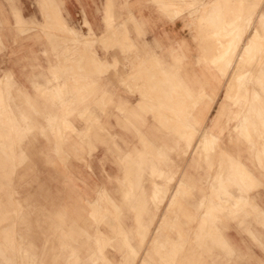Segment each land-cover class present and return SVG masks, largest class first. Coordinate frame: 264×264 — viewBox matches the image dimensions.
<instances>
[{"label":"rangeland","instance_id":"rangeland-1","mask_svg":"<svg viewBox=\"0 0 264 264\" xmlns=\"http://www.w3.org/2000/svg\"><path fill=\"white\" fill-rule=\"evenodd\" d=\"M42 1L46 3V0ZM154 2L171 18L187 12L194 28L197 26L199 29L196 41L205 60L226 52L225 57L212 60V63L220 73L222 69L225 80L231 71L229 79L240 96L250 83L261 84L264 93V0ZM6 8L10 19L4 16ZM6 26L11 29L12 42L16 46L20 34L32 28V23H27L21 15L18 0H0V87L3 95L0 107V244L5 252V255L0 252V264H91L84 258L89 250L94 251V264H119L120 260L121 264H140L146 253L150 257L144 258L142 264H200L217 257L218 252L225 257L231 256L221 243L229 240L226 233L228 220H237L236 216L245 206L242 198L228 204L229 207L222 204L225 210L218 211L216 226L206 230L208 226L203 224L206 216L202 212L209 201L198 204L191 201L194 189L189 185V188L182 186L171 205L173 211L168 213L165 221L162 215L164 201L159 205L148 196V179L143 173L147 166L145 161L155 162L164 172L162 177L157 175L155 179L166 184L167 193L170 183L179 176L181 157L185 159L188 156V167H191L196 157L209 156L211 151L229 140L215 136L211 141L206 137L197 138L203 123L192 120L197 99L190 90L181 89L166 70L159 77L156 74L159 64L156 63L142 74L138 70L124 79V91L138 97L134 105L127 101L114 104L109 95L106 104L89 106L85 105V78L81 77L82 84L79 85L76 74L71 70L69 74L64 63L61 68L49 71L51 78L47 83L56 79L65 88L57 97H53L52 91L48 92L45 96L48 105H39L37 95L30 97L18 88L13 74L3 77L9 61L4 59L7 47L3 31ZM41 29L52 30L53 27ZM63 30L73 45L94 44L95 35L91 28L86 38L85 34L66 25ZM57 31L62 37L56 35L55 39L65 40L62 30L59 28ZM47 45L52 52L58 48L59 42L48 33ZM96 62L99 64L92 58V63ZM121 64L126 66L113 59L108 70L115 72ZM128 66L133 68L132 62H128ZM70 80L73 88L69 90ZM139 80L144 81L142 90L133 87ZM80 92L84 94L83 98H73ZM252 92V99L258 103L259 94L255 97L256 92ZM240 96L236 103L245 99ZM62 98L64 101L75 99L74 107L82 102L78 111L68 115L69 125L64 127L58 115L68 106ZM142 98H145L146 105L143 110L137 106ZM229 100L234 102L233 98ZM257 116L259 123L255 124V129L264 130V108L257 112ZM111 118L115 119L113 124L109 122ZM73 119H78L80 126ZM241 123L245 126L242 131L252 128L251 123ZM170 125L181 126L184 136L179 146H174V140L180 136ZM223 128L226 126L220 130ZM114 129L133 137L117 136L111 132ZM231 141L243 144L245 138ZM100 146L102 149L97 153ZM160 149H163V156H159ZM127 151L134 152L135 160L125 156ZM240 165L236 163L235 174L242 181L246 171ZM130 172L132 195L126 197L123 191L129 187L130 179L124 176ZM172 174L174 179L167 182L166 176ZM218 175L222 178L221 174ZM88 193L91 197L82 195ZM145 198L147 211L141 209ZM137 214H141L142 222L151 219L147 228L138 226ZM131 225L135 226L132 234L136 238L138 253L133 259L129 255L124 262L122 255L128 250L120 234ZM153 226H156L155 233H151ZM200 228L201 236L195 237V231ZM141 234L146 237L142 245H138L136 241ZM153 236L154 243L148 244ZM74 245H81L82 258L69 256ZM213 246L221 248L211 249Z\"/></svg>","mask_w":264,"mask_h":264},{"label":"crops","instance_id":"crops-1","mask_svg":"<svg viewBox=\"0 0 264 264\" xmlns=\"http://www.w3.org/2000/svg\"><path fill=\"white\" fill-rule=\"evenodd\" d=\"M18 1L22 17L26 19L27 23H32V28L30 31L20 34L17 46L12 42L11 29L6 26L3 31L4 44L7 47L4 59H9L3 77L8 73L13 74L21 91H25L30 97L37 95V104L48 105L45 101L48 92L52 91L53 97H57L58 94H61L63 87L65 88V85L56 79L53 83H47V80L51 78H49V71L61 68L64 63L69 74L71 71L76 74L75 78L79 79V85L82 84L81 77L85 78L83 81L86 95L85 105L89 106L106 104L109 95L114 104L127 101L134 105L138 97L124 91L122 85L124 79L138 70L142 74L145 72L144 70H148L151 65L156 63L159 64L156 71V74L160 75L159 77H161L162 71L166 70L168 75L180 84L181 89L190 90L191 95L197 99L195 112L191 115L194 117L192 120L203 123V128L198 130L197 138L206 137L211 141L215 136L229 140L219 145L215 151H211L209 156L196 157L195 162L191 163V167H188V156L185 159L181 157L179 176L175 182L170 183L167 193L166 184L155 179L157 175L162 177L164 172L155 162L145 161L147 166L143 173L147 175L148 179V196L152 201H158L159 205L164 201L162 215L163 221H165L168 213L173 211L171 205L174 198L181 192L183 185H186V188H189V185L194 189V198L191 201L197 204L209 201V205L207 204L202 212L204 217L206 216L203 223L204 227L208 226V229L205 228L206 230H211L212 226H216L218 211L225 210V207H221L222 204H233L242 198L245 206L242 212L236 216L237 220H228L226 233L229 240L221 243L226 246L223 248L229 250L228 255L231 256L225 257L223 253L218 252L216 253L217 257L206 259V263L200 264H264V130L255 129V124L259 123L257 112L264 108V105H261L264 104L262 85L250 83V86L245 88L246 92L240 96L236 87H232L233 82L229 79L231 71L225 80L222 69L220 73L218 68L214 67L216 64L212 63V60L225 57L226 52L219 53L218 57L205 60L196 41L200 33L199 29L197 26L194 28L193 21L187 16V12L171 18L154 0H46V3L42 0ZM3 5L6 7L5 2ZM7 12L6 8L4 16L10 19ZM64 25L85 34V38L88 29L91 28L95 35L94 44L73 45L72 39L63 30ZM49 26L53 29H41ZM59 28L63 32L62 35L66 36L63 41L55 39L56 35L62 37L57 31ZM48 33L53 36L55 41L59 42L58 48L52 52L49 51L47 45ZM10 51L11 53L8 55ZM92 58L97 59L99 64L97 62L93 64ZM65 59H69V61H65ZM113 59L125 63L126 66L121 64L115 72L113 69L108 70V65L112 64ZM178 61L179 66H177ZM128 62H132L133 68L128 66ZM144 86L143 80L133 84L134 88L141 90ZM71 88L73 85L70 80L68 89ZM92 91L94 92L92 93ZM252 91L256 92L255 97L260 95V98L259 95L257 96L260 103H256L252 99ZM201 93L206 96H202ZM0 94V106H2L1 87ZM83 95L80 92L79 95L74 94L73 98L80 99L83 98ZM239 96L245 99L236 103ZM229 97L233 98L235 103L230 101ZM74 100L67 101L65 99L64 101L62 98V101L68 106V108L65 106L62 114L58 115L63 127L69 125L68 115L82 107V102L76 103L77 105L74 107ZM137 106L142 110L145 109V98L139 100ZM175 114L179 115L180 113L175 112ZM73 121L80 126L78 119H73ZM114 121L113 118L109 120L111 124ZM245 121L251 123L252 128L242 131L245 126L241 125V122L245 124ZM221 123H227L224 124L226 128L220 130L224 127L221 126ZM170 126L180 136L174 140V146H179L181 137L184 136L181 126ZM111 132L117 136L133 137V135H123V131L118 129L111 130ZM238 137H244L245 142L240 144L231 141ZM187 146H189L188 140ZM101 149L100 146L97 153ZM161 155H164L163 149L159 150V156ZM125 156L131 158L132 161L135 160L133 151H127ZM138 161V163H142L141 160ZM237 162L243 165L246 171V176L242 181L236 178ZM218 174H221L222 178L217 177ZM130 175L131 172L124 176L130 179L129 187L123 191V195L126 197L132 195ZM165 179L170 182L174 179V175L166 176ZM73 186L76 187V184L73 183ZM89 186H92L91 182ZM82 195L91 197L90 193ZM147 205L148 201L145 198L141 209L147 211ZM135 219L138 226L144 228H147L151 222V219H144L145 223L144 220L142 222L141 214H137ZM240 222L242 224H239ZM134 227L131 225L127 231L120 234L123 236H121L122 243L128 250L127 254L122 255L124 262L129 255L133 259L138 253L135 249L136 238L132 234ZM155 229L156 226H153L151 233ZM200 232L201 228L197 232L195 231V237H200ZM145 237V234H141L136 243L142 245ZM153 243L154 236L148 241V244ZM220 248L211 247V249L217 250ZM0 252L5 255L1 244ZM69 256L75 259L82 258L81 245L71 246ZM147 256L150 257L146 253L144 257L142 256V260ZM84 258L94 264V251L89 250ZM142 260H140V264H142ZM119 264H121V260Z\"/></svg>","mask_w":264,"mask_h":264},{"label":"bare ground","instance_id":"bare-ground-1","mask_svg":"<svg viewBox=\"0 0 264 264\" xmlns=\"http://www.w3.org/2000/svg\"><path fill=\"white\" fill-rule=\"evenodd\" d=\"M208 14V13H207ZM204 32V31H203ZM93 54V53H92ZM240 65V64H239ZM230 83V82H229ZM235 83V82H234ZM233 84V83H232ZM230 85V84H229ZM81 87V86H80ZM232 87H233V85H232ZM231 89V88H230ZM233 89V88H232ZM57 93V92H56ZM229 93H230V91H229ZM1 95V94H0ZM235 95V94H234ZM1 98V97H0ZM229 98H231V97H229ZM3 102V101H2ZM0 105H1V102H0ZM1 107V106H0ZM4 108V107H3ZM69 110H71V109H69ZM68 110V111H69ZM254 111V110H253ZM67 113V112H66ZM188 133V132H187ZM221 162V161H220ZM238 166V165H237ZM241 166V165H240ZM221 169V168H220ZM219 170V169H218ZM233 174V173H232ZM224 177V176H223ZM237 177V176H236ZM122 236V235H121ZM123 237V236H122ZM125 245V244H124ZM171 248V247H170ZM129 254V253H128ZM131 254V253H130ZM148 264V263H147ZM170 264V263H169Z\"/></svg>","mask_w":264,"mask_h":264}]
</instances>
